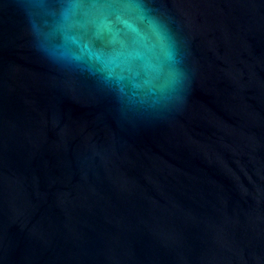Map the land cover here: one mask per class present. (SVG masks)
<instances>
[{"label": "water", "instance_id": "obj_1", "mask_svg": "<svg viewBox=\"0 0 264 264\" xmlns=\"http://www.w3.org/2000/svg\"><path fill=\"white\" fill-rule=\"evenodd\" d=\"M0 264H264V0H0Z\"/></svg>", "mask_w": 264, "mask_h": 264}]
</instances>
